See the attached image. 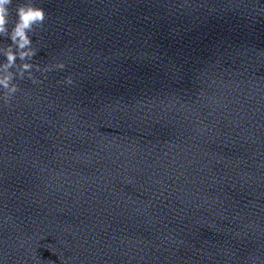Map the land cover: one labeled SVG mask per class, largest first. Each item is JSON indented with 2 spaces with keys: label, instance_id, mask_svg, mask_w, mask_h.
<instances>
[{
  "label": "clouds",
  "instance_id": "clouds-1",
  "mask_svg": "<svg viewBox=\"0 0 264 264\" xmlns=\"http://www.w3.org/2000/svg\"><path fill=\"white\" fill-rule=\"evenodd\" d=\"M12 4L13 0H0V37L11 41L6 46L0 47V55L5 58L0 63V93H2L0 100L5 105H9L14 95L20 91L15 82L17 78L23 80L27 77L33 84H39L42 81L35 77L32 69L35 68L43 74L53 69L63 70L65 68L63 62L46 65L43 68L30 62L37 54V49L32 46L33 40L30 33H35L37 28L43 27L46 12L42 7L35 5L32 0H23L15 7L16 18L13 21ZM63 82L68 85L74 83L71 76L66 77Z\"/></svg>",
  "mask_w": 264,
  "mask_h": 264
}]
</instances>
